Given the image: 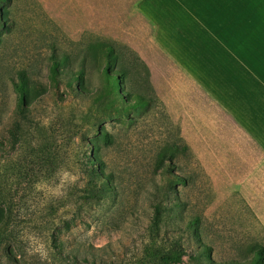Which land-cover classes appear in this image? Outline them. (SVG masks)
Returning a JSON list of instances; mask_svg holds the SVG:
<instances>
[{
  "label": "rangeland",
  "instance_id": "374dc122",
  "mask_svg": "<svg viewBox=\"0 0 264 264\" xmlns=\"http://www.w3.org/2000/svg\"><path fill=\"white\" fill-rule=\"evenodd\" d=\"M129 2L0 1V264H149L157 209L155 244L180 245L178 264L252 258L248 232L231 210L221 216L220 186L201 183L198 162L182 151L166 172L178 128L168 95L154 89L162 80L136 61L122 24ZM99 43L118 56L126 104L138 93L143 108L115 112L95 99L104 84ZM20 77L33 96L21 118ZM90 168L108 181L98 204L84 192Z\"/></svg>",
  "mask_w": 264,
  "mask_h": 264
},
{
  "label": "crops",
  "instance_id": "0c3cea01",
  "mask_svg": "<svg viewBox=\"0 0 264 264\" xmlns=\"http://www.w3.org/2000/svg\"><path fill=\"white\" fill-rule=\"evenodd\" d=\"M123 13L201 183L264 248V0H130Z\"/></svg>",
  "mask_w": 264,
  "mask_h": 264
},
{
  "label": "trees",
  "instance_id": "16d2710c",
  "mask_svg": "<svg viewBox=\"0 0 264 264\" xmlns=\"http://www.w3.org/2000/svg\"><path fill=\"white\" fill-rule=\"evenodd\" d=\"M3 1V0H0ZM2 26V23H0ZM95 45V44H94ZM99 45V51H101L100 57L104 59V65L100 69V73L103 78V88L99 90L95 99L97 101L105 102V110L111 109L115 112H123L127 107L131 108H143L147 100H145L140 94L136 93L134 95V102L132 104H126L125 93H127L122 86L125 81L124 71L118 70L114 71L115 64L118 62V56L116 52L110 45L101 43ZM94 52V50H93ZM96 52V51H95ZM137 61V60H136ZM142 65V64H141ZM55 65L52 64L51 71L53 73ZM21 78V77H20ZM147 80V78H144ZM73 83L80 81V76L77 73L74 77H70ZM122 82V83H120ZM14 90L16 93L17 102V114L21 118L23 117V105L32 98V93L30 88L27 87L24 80L21 78L20 83L14 85ZM126 107V108H125ZM18 128L17 124L15 125ZM185 151V147L172 146L168 150V155L166 161V172L170 176L169 164L171 160L177 156L179 152ZM177 152V153H176ZM164 157V156H163ZM91 163V162H89ZM86 175L88 176V185L84 188L86 197L91 201V203L98 204L104 197L105 186L108 185V181L102 177L101 172H96L92 168L87 170ZM158 210V209H157ZM155 210L151 227L149 230V235L151 237L150 246L145 249V255L149 264H178L181 261L182 250L181 246L177 243H172L166 248L160 250L155 244L156 228L158 226V211ZM254 248L252 252V258L247 262V264H264V248L253 245Z\"/></svg>",
  "mask_w": 264,
  "mask_h": 264
}]
</instances>
